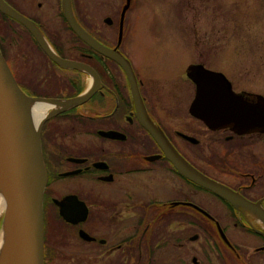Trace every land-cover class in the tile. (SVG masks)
<instances>
[{
    "label": "flooded vegetation",
    "instance_id": "af4514ba",
    "mask_svg": "<svg viewBox=\"0 0 264 264\" xmlns=\"http://www.w3.org/2000/svg\"><path fill=\"white\" fill-rule=\"evenodd\" d=\"M4 1L32 20L61 58L95 72L59 66L24 25L6 19L12 34L19 28L28 35L41 59L39 68L24 62V70L17 65L16 70L0 37L1 53L26 94L63 99L94 89L83 103L49 117L41 127L43 264H264V128L242 133L229 125L209 128L189 111L195 84L186 71L200 64L220 72L233 93L253 104L264 103V88L238 84L202 55L175 75L157 74L152 58L151 72L131 59L136 22L125 21L124 5L113 12L115 21L108 13L94 20L98 15L91 6L83 12L80 2L71 0L85 31L129 62L136 100L123 67L72 31L62 0ZM146 44L152 50V36ZM152 130L196 170L244 201L231 202L187 179ZM59 201L78 210L72 213L76 222L63 219Z\"/></svg>",
    "mask_w": 264,
    "mask_h": 264
},
{
    "label": "water",
    "instance_id": "95a60500",
    "mask_svg": "<svg viewBox=\"0 0 264 264\" xmlns=\"http://www.w3.org/2000/svg\"><path fill=\"white\" fill-rule=\"evenodd\" d=\"M70 1L62 0V7L65 20L72 31L85 43L114 58L123 67L131 83L134 98L138 100L135 77L129 62L117 51L102 46L85 31L75 19ZM0 11L24 25L39 47L59 66L95 74L88 70L89 67L84 63L64 59L56 54L35 23L14 10L4 0H0ZM106 20L110 22V18ZM186 75L195 84V95L189 111L209 128L229 125L239 133L257 127L264 128V103L253 104L233 93L230 90V83L222 73L208 70L200 64H190ZM93 92L94 89H88L74 97L63 99L28 95L16 82L0 50V175L4 181L8 212L6 230L12 244L14 264H43L42 195L46 173L40 146L42 124L49 117L83 103ZM32 100L61 106L54 113L42 118L37 135L32 132L27 110V104ZM152 134L166 157L187 179L231 202L244 201L229 188L196 170L176 152L162 134H156L153 130ZM57 204L60 207L59 214L64 220L76 222L72 218V213L78 210L72 211L65 207L62 201ZM82 211L85 213V208Z\"/></svg>",
    "mask_w": 264,
    "mask_h": 264
},
{
    "label": "rangeland",
    "instance_id": "374dc122",
    "mask_svg": "<svg viewBox=\"0 0 264 264\" xmlns=\"http://www.w3.org/2000/svg\"><path fill=\"white\" fill-rule=\"evenodd\" d=\"M78 1L83 12L89 6L94 9L98 15L94 20L108 13L115 21L118 15L113 12L124 5L125 21L136 22L130 33L132 41H137L131 59L145 64L151 72L152 58L157 74L175 75L185 63L196 62L202 55L207 64L219 67L238 84L264 88V0ZM45 15L43 8L42 16ZM1 20L0 37L10 64L22 70L24 62L27 68L41 67L40 56L28 35L19 28H15L17 34H12L13 26L0 17ZM56 21L52 20V25L59 30L60 23ZM60 32L69 35L63 29ZM150 36L152 50L146 44Z\"/></svg>",
    "mask_w": 264,
    "mask_h": 264
},
{
    "label": "bare ground",
    "instance_id": "6f19581e",
    "mask_svg": "<svg viewBox=\"0 0 264 264\" xmlns=\"http://www.w3.org/2000/svg\"><path fill=\"white\" fill-rule=\"evenodd\" d=\"M60 107L61 106L56 103L39 100L29 101L27 104V110L32 132L37 135L42 118L46 115L54 113ZM3 184L4 181L0 175V212L3 211V221L0 229V264H14L12 257V244L6 230V217L8 216V212Z\"/></svg>",
    "mask_w": 264,
    "mask_h": 264
},
{
    "label": "trees",
    "instance_id": "16d2710c",
    "mask_svg": "<svg viewBox=\"0 0 264 264\" xmlns=\"http://www.w3.org/2000/svg\"><path fill=\"white\" fill-rule=\"evenodd\" d=\"M0 17H1V19H4V20L10 19L7 15H5L4 13H2L1 11H0Z\"/></svg>",
    "mask_w": 264,
    "mask_h": 264
}]
</instances>
